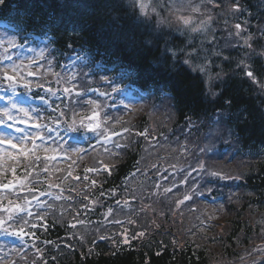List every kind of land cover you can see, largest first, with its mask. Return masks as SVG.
Returning <instances> with one entry per match:
<instances>
[{
  "label": "clouds",
  "instance_id": "9594fccd",
  "mask_svg": "<svg viewBox=\"0 0 264 264\" xmlns=\"http://www.w3.org/2000/svg\"><path fill=\"white\" fill-rule=\"evenodd\" d=\"M210 5L214 7L215 0H0V124L4 126L0 129V185H5L0 191V236L15 235L18 240L15 244L0 243V264H45L47 249H29V241L15 230L30 231L38 217L61 227L71 222L82 199L92 193V185H85L83 180L76 183L72 177L85 163L92 167L99 163L111 166L112 158L119 155L114 148L121 146L111 136L120 128L127 130L132 122L130 116L126 119L120 114L123 100L112 95L115 92L124 97L131 85L125 89L111 85L131 78L137 84L153 87L146 77L169 70L165 52L170 46L197 39L203 46V41L209 39L215 19ZM121 20L135 30L136 49L155 50L159 46L160 54L148 59L143 72L121 56L99 49L92 41L73 56L65 52L66 33L94 31L103 35L121 28ZM131 55L134 57L135 52ZM65 59L68 62L61 63ZM196 70L193 68V73ZM216 95L212 93L211 98ZM237 119L228 111L209 115L201 120L203 127L197 126L196 133L189 132L184 142L177 139L176 148L162 146L164 156L157 155L160 148L154 154L146 147L144 153L151 159L147 165L140 163V167L159 164L158 171L162 172L167 165L187 180L189 174L183 169L191 163L188 157L196 160L209 155H256L253 144L233 135ZM17 121L31 122L32 127L8 132ZM16 145L20 146L18 152ZM85 146L86 155L81 156ZM61 154L67 158L56 159ZM144 159L142 155L141 161ZM198 167L202 180L212 176L213 171L202 163ZM13 170L19 179L14 177L15 187L8 188ZM150 179L144 175L142 180L130 182L135 197L140 198L148 190ZM168 191L165 188L161 195L166 196ZM202 194L191 184L179 193L184 199ZM166 198L175 201L178 197ZM94 199L98 202V197ZM123 208H129L127 202ZM87 231L85 228L73 235H80L84 242ZM57 247L53 243V248ZM248 264H256V259Z\"/></svg>",
  "mask_w": 264,
  "mask_h": 264
},
{
  "label": "trees",
  "instance_id": "16d2710c",
  "mask_svg": "<svg viewBox=\"0 0 264 264\" xmlns=\"http://www.w3.org/2000/svg\"><path fill=\"white\" fill-rule=\"evenodd\" d=\"M119 23L121 28L103 35L94 31L66 33L63 42L65 52H75L92 41L99 49L108 50L114 56H121L143 72L148 67V59L160 54L159 46L155 50L136 49L135 30L126 21L121 20ZM220 23L221 18L216 19L212 28L220 29ZM233 38L242 42V38L235 34ZM188 48L185 42L170 46L165 52L169 70L147 75L146 80L153 83L151 88L145 83L138 84L139 88L155 93L167 91L166 99L169 105L165 107V111H160V108L154 112L148 110V114L131 119L127 130H117L123 132L115 138V141H120L121 146L114 148L119 155L112 158L114 163L111 166L99 163L92 167L85 163L78 169V175L72 177L76 183L83 180L85 185H92V193L84 197L78 210L72 213V217L87 218L89 227L84 242H81L80 235H73V232L80 229L79 226L73 228L74 222H66L61 227L42 217L45 221L49 220V225L44 226L42 235L32 238L30 245L33 251L40 247L47 249L45 264H241V249L247 242L256 243L251 239L260 241L264 238V154L258 158H239L232 162L219 161L220 156L209 155L208 158L196 160L188 157L191 163L183 171L198 170V165L202 163L205 169L219 173L217 176H211L219 178V183L240 176L241 170L246 178L245 181L240 179L237 186L238 195L225 200L224 209L217 222L214 218H207L211 219V222L206 221L205 207L196 196H192L191 201L182 202V205L177 204L183 197L179 193L191 184L190 178L181 185L183 188L177 185L174 191L167 194L166 197H178L175 201H170L161 193L165 188L170 189L176 184V181H173L174 175L183 177V174L175 172L167 175L168 179H161V187L153 192V184L157 182L156 177L151 175L157 171H152L149 175L147 171L150 168L140 167V163L147 165L149 162V157L144 153L146 147L154 154L156 149L160 148L161 151L157 154L159 156L165 154L162 148L164 142L153 141L148 136L154 133L150 121L162 133L168 135L176 132L187 136L189 132L196 133L197 126L202 128L201 120L216 109L238 116L234 129L238 136L246 138L247 143L253 144L254 147H264V112L257 102L255 91L248 85L244 71L241 72L244 63H248L247 69L259 78V73H264L261 64L264 55L260 54L261 59L253 61V56L258 55L259 50L256 52L241 46H230L223 63V72L222 69L215 68V73H209L206 70L208 66L205 68L201 65L200 61L194 58V51L187 52ZM132 52H135L134 57ZM242 56L245 59L241 58ZM233 60L235 63L232 64ZM193 68L197 69L195 73ZM204 71L206 76L202 77L201 73ZM206 85L217 90L215 99L211 98L212 93L207 90ZM123 113L120 112L121 115ZM179 141L181 142V139ZM165 144L167 148L177 147L176 140ZM85 155L86 153L81 156ZM142 155H145L143 161ZM136 170L146 172L151 178L150 187L140 198L135 197L130 188V182L139 178L134 177ZM16 176L13 170L9 174V182L13 181L14 177L17 178ZM205 179L200 182L198 189L203 192L206 186H216L214 191L218 189V182L209 183ZM178 180L177 182H180V179ZM84 190L87 191V188ZM122 193L130 194L134 198L133 204L136 205V208L124 215L115 212H122L116 202H122V198H119ZM148 194L152 195V198L146 197ZM95 197H98V202ZM109 207H112L114 212H109ZM137 208H143L144 211L141 213ZM137 212L140 214L135 217L133 214ZM121 215H133L131 219L135 218L137 223L135 226L131 225L128 240L122 239L118 234L127 223L120 222ZM203 218L206 220H202ZM204 224L206 228H201ZM144 230H147L146 236L141 234ZM53 243L58 247L54 249ZM256 264H264V256H258Z\"/></svg>",
  "mask_w": 264,
  "mask_h": 264
},
{
  "label": "bare ground",
  "instance_id": "6f19581e",
  "mask_svg": "<svg viewBox=\"0 0 264 264\" xmlns=\"http://www.w3.org/2000/svg\"><path fill=\"white\" fill-rule=\"evenodd\" d=\"M168 96V92L167 91H162L161 95H160V111L162 110L163 112L165 111V107H167V105H169L168 100L166 99V97ZM140 115H142L140 112L136 111V110H133L131 113H126L125 114V117H131V119H134L135 117H139ZM151 123V127L154 129V133L151 135L149 134L150 138H152L153 141H156V140H159L161 139L162 137H169L170 134H165L164 132H160V130H158L153 124H152V121H150ZM62 155V154H61ZM149 159H151V157H149ZM59 160H64V159H59ZM158 169V165H156L155 167H152L150 168V170L152 171H157ZM159 180H161V177H158ZM157 191V187L153 184V192H156ZM150 197L152 198V195L148 194L146 195V197ZM119 198H122V202H118V200L116 201L118 203L117 206H119L121 209H122V212H118L117 210H115V212L119 213V214H123L124 213H129L132 209L136 208V205L133 204L134 202V198L130 195V194H127V193H122ZM124 198V200H123ZM150 200V199H148ZM124 202H127L128 205H129V208L128 209H124L123 208V203ZM137 209H140L139 212H143L144 209L143 208H137ZM108 211H113V208L112 207H109L108 208ZM138 211V210H137ZM108 212V213H109ZM114 212V211H113ZM140 214V213H134L133 215H135V217ZM123 215H121V217H119V219L121 220L120 222H125L127 221V223L125 224V227L120 231L118 232L119 236L122 237V239L124 240H128V237H129V231L131 230L130 227L131 225L135 226L137 223H136V220L135 218L131 219L133 217V215L130 217H122ZM150 226V224H149ZM135 230V229H134ZM149 232V230H148ZM141 234H143L144 236L147 235V230L143 231ZM140 234V235H141Z\"/></svg>",
  "mask_w": 264,
  "mask_h": 264
},
{
  "label": "rangeland",
  "instance_id": "374dc122",
  "mask_svg": "<svg viewBox=\"0 0 264 264\" xmlns=\"http://www.w3.org/2000/svg\"><path fill=\"white\" fill-rule=\"evenodd\" d=\"M212 6V5H211ZM212 8V7H211ZM206 88H207V90L209 91V92H211V93H216L217 92V90L216 89H214L213 88V86H208V85H206ZM214 91V92H213ZM126 95V94H125ZM9 123L10 124H12V122L11 121H9ZM1 128H3V126H1ZM15 128H21V129H23V128H25V126H20V125H18L17 124V122H15V127L14 128H8L7 129V131L8 132H14V130H15ZM14 143V142H13ZM5 146H7V145H5ZM19 149H20V146L19 145H16V148H15V151H19ZM201 172V171H200ZM161 175H159V177H160ZM155 186L157 187V189H159L160 187H161V185H160V183L159 182H157V184H155ZM263 249H264V246L262 245V246H258L257 247V250H260V251H263ZM257 252H259V251H257ZM250 257L251 255H246V257Z\"/></svg>",
  "mask_w": 264,
  "mask_h": 264
},
{
  "label": "snow or ice",
  "instance_id": "6c2138e0",
  "mask_svg": "<svg viewBox=\"0 0 264 264\" xmlns=\"http://www.w3.org/2000/svg\"><path fill=\"white\" fill-rule=\"evenodd\" d=\"M237 27H239V26H237ZM250 77L252 76V73H247ZM210 175H212V176H217V175H219V173L218 172H216V171H213V172H211L210 173ZM221 178H224V177H221ZM185 199H188L187 197H185Z\"/></svg>",
  "mask_w": 264,
  "mask_h": 264
}]
</instances>
